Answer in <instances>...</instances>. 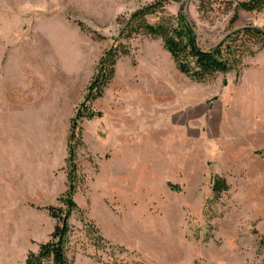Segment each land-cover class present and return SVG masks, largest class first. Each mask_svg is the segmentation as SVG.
Listing matches in <instances>:
<instances>
[{
  "label": "rangeland",
  "instance_id": "obj_1",
  "mask_svg": "<svg viewBox=\"0 0 264 264\" xmlns=\"http://www.w3.org/2000/svg\"><path fill=\"white\" fill-rule=\"evenodd\" d=\"M154 1L0 0V243L18 240L4 264L25 263L26 236L35 246L52 233L44 208L68 188L69 150L74 199L114 246L96 249L76 214L73 264L264 263V115L238 129L228 106L215 116L223 74L193 81L160 39L139 36L92 103L103 117L79 124L81 145L68 142L98 62L118 37L117 19ZM242 1L170 0L166 11L176 16L183 6L200 46L211 49L233 31L264 26V10H239L230 25ZM215 175L230 184L219 200Z\"/></svg>",
  "mask_w": 264,
  "mask_h": 264
},
{
  "label": "trees",
  "instance_id": "obj_2",
  "mask_svg": "<svg viewBox=\"0 0 264 264\" xmlns=\"http://www.w3.org/2000/svg\"><path fill=\"white\" fill-rule=\"evenodd\" d=\"M169 2L170 0H156L141 6L129 16H121L117 19L118 37L98 62L96 71L86 88L84 99L71 119L69 144L76 140V143L81 145L82 140L79 137L76 138V132L84 119L91 121L103 117L101 111L93 109L92 103L103 96L106 87L115 77L117 62L130 55L128 44L139 36L160 39L177 70L199 83L208 82L219 74L229 72L239 74L243 59L247 56L252 57L264 49V28L254 26L233 31L218 46L204 49L198 42L195 28L184 12V7L182 6L178 14L174 16L166 11ZM202 5L205 4L202 2ZM239 10L262 12L264 0L239 2L234 9L230 25L238 20ZM80 26L83 30L93 34L96 39L103 38L96 32L85 28L84 25L80 24ZM68 154L67 160L71 163L73 171V173H68V188L58 198V205L44 208L55 220L54 229L48 240L39 244L37 252L30 251L27 254L24 264H73L69 258V244L74 231L71 218L76 214L80 215L86 235L96 249L114 247L102 236L96 224L84 216V212L74 199L77 193L76 154L72 150H69ZM229 190L230 184L225 177L220 175L212 177L211 191L214 200H219Z\"/></svg>",
  "mask_w": 264,
  "mask_h": 264
},
{
  "label": "crops",
  "instance_id": "obj_3",
  "mask_svg": "<svg viewBox=\"0 0 264 264\" xmlns=\"http://www.w3.org/2000/svg\"><path fill=\"white\" fill-rule=\"evenodd\" d=\"M258 27V26H254ZM259 28H264L260 26ZM226 84H220L215 87L216 101L213 103V113L217 116V112H221L224 106H228L230 120H235L232 127L252 128L253 121L257 119V113L261 117L264 115V49L258 51L254 56H247L243 59L242 68L237 74L229 72L223 74ZM231 125V124H230ZM19 219V218H18ZM18 240H13L12 246L8 243H0V261L4 264V255L6 251L17 249L14 243ZM31 238L27 236L23 239L21 250L25 253L30 251L37 252L38 245H30ZM27 257V256H26ZM26 260V259H25Z\"/></svg>",
  "mask_w": 264,
  "mask_h": 264
}]
</instances>
